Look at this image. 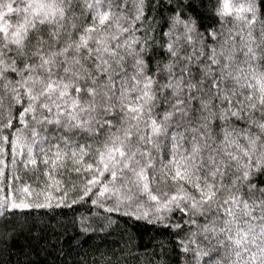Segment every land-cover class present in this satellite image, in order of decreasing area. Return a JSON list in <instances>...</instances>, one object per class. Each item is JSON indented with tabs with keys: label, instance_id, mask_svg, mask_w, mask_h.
Returning a JSON list of instances; mask_svg holds the SVG:
<instances>
[{
	"label": "snow or ice",
	"instance_id": "obj_1",
	"mask_svg": "<svg viewBox=\"0 0 264 264\" xmlns=\"http://www.w3.org/2000/svg\"><path fill=\"white\" fill-rule=\"evenodd\" d=\"M129 220L156 235L117 264H264V0H0L16 264H103Z\"/></svg>",
	"mask_w": 264,
	"mask_h": 264
},
{
	"label": "trees",
	"instance_id": "obj_2",
	"mask_svg": "<svg viewBox=\"0 0 264 264\" xmlns=\"http://www.w3.org/2000/svg\"><path fill=\"white\" fill-rule=\"evenodd\" d=\"M198 2L199 0H197V3ZM210 23H212L210 20L204 21L205 25ZM77 208L79 211L76 210ZM93 211H95V209H93ZM42 212H47L48 215L42 216ZM25 215L26 214L24 213L20 214V219L23 220ZM50 216H55V220H50ZM35 217L37 220L50 222L57 228H59L61 224L68 225L73 219L80 220L84 217H89V221L93 219L86 208L81 205H77L75 208H59L54 210L38 209L35 210ZM30 219L31 217H29V220ZM150 228L151 225L145 224L144 222H135L132 220H129L127 223L122 222L119 229H115V226H113V229H115V234L108 238L109 242L106 244L105 248L101 249V252L107 253V255L104 257L103 264H117L116 254H120L121 260H123V257H127L128 252L121 253V248L127 247L129 250H131L135 244V241H133L131 238L142 236L146 241L152 236L156 235L154 231H149ZM69 231H72V229L70 228ZM14 240L15 238L13 237L12 233L8 231V229L0 228V264H16V261L20 259L19 249L14 247ZM19 240L23 241V237H19ZM5 241H7V243H5ZM115 241H119L120 243L114 248L113 242ZM125 241H131V243L126 244ZM98 242L99 240L90 243ZM77 251L79 250L77 249ZM77 251H72L70 246L65 245L62 259H66L67 264H77ZM85 251L88 252L89 255L92 254V250L88 248V246H85ZM94 258L99 259V256ZM33 259H47L51 261L54 258L47 257L46 254H42V257H33ZM57 264H59V262H57ZM128 264H134V262L129 260Z\"/></svg>",
	"mask_w": 264,
	"mask_h": 264
}]
</instances>
